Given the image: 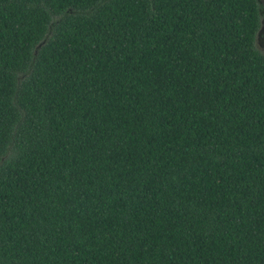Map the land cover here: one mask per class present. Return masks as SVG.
Instances as JSON below:
<instances>
[{"label":"trees","instance_id":"16d2710c","mask_svg":"<svg viewBox=\"0 0 264 264\" xmlns=\"http://www.w3.org/2000/svg\"><path fill=\"white\" fill-rule=\"evenodd\" d=\"M259 0H0V264H264Z\"/></svg>","mask_w":264,"mask_h":264},{"label":"rangeland","instance_id":"374dc122","mask_svg":"<svg viewBox=\"0 0 264 264\" xmlns=\"http://www.w3.org/2000/svg\"><path fill=\"white\" fill-rule=\"evenodd\" d=\"M259 3L264 6V0H259ZM255 41L257 48L264 54V19L261 20Z\"/></svg>","mask_w":264,"mask_h":264},{"label":"flooded vegetation","instance_id":"af4514ba","mask_svg":"<svg viewBox=\"0 0 264 264\" xmlns=\"http://www.w3.org/2000/svg\"><path fill=\"white\" fill-rule=\"evenodd\" d=\"M263 19H264V17L261 18V20H263ZM258 30H259V29H258ZM258 30H257V32H258ZM256 35H257V33H256Z\"/></svg>","mask_w":264,"mask_h":264}]
</instances>
